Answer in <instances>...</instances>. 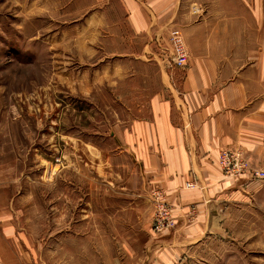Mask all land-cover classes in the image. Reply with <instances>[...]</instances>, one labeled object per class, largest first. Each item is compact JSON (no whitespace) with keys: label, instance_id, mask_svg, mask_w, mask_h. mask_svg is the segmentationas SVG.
I'll return each instance as SVG.
<instances>
[{"label":"rangeland","instance_id":"rangeland-1","mask_svg":"<svg viewBox=\"0 0 264 264\" xmlns=\"http://www.w3.org/2000/svg\"><path fill=\"white\" fill-rule=\"evenodd\" d=\"M206 1L178 0L179 18L211 13ZM166 32L158 66L182 71L188 38ZM131 35L119 0H0V264H264V166L241 148L218 152L223 178L248 184L216 215L179 221L160 190L173 225L155 229L159 189L125 132L172 77L128 53ZM171 36L184 66L170 65Z\"/></svg>","mask_w":264,"mask_h":264},{"label":"crops","instance_id":"crops-1","mask_svg":"<svg viewBox=\"0 0 264 264\" xmlns=\"http://www.w3.org/2000/svg\"><path fill=\"white\" fill-rule=\"evenodd\" d=\"M119 1L132 38L141 41L128 53L152 65L160 77H172L149 99V121L126 130V148L179 221L193 211L199 220L207 211L216 215L233 187L248 184L230 185L223 178L216 163L219 150L241 148L253 166H264L262 1L214 0L211 13L208 8L189 21L179 18L178 0ZM167 27L180 28L188 38L189 63L182 71L168 73L156 61L168 45Z\"/></svg>","mask_w":264,"mask_h":264},{"label":"built area","instance_id":"built-area-1","mask_svg":"<svg viewBox=\"0 0 264 264\" xmlns=\"http://www.w3.org/2000/svg\"><path fill=\"white\" fill-rule=\"evenodd\" d=\"M171 46H172V51H171V59H170V65L172 67H181L186 64V54L182 46H179L178 41L174 40V37L171 36ZM220 164H222V168L227 169L228 168V155L226 153L223 154L222 159ZM241 170H237L236 172L239 173V175H242V171L247 170L248 166L247 164L243 163L240 166ZM254 175L260 176L262 175V172H254ZM262 177V176H260ZM264 177V173H263ZM193 184H186V188H193ZM153 196H154V202L157 203V215H158V225L155 227L157 231H161L162 229H166V227L169 226L172 227L173 225V219L171 218L170 214V207L169 205L165 202L163 193L160 190H154L153 191ZM162 199V202L159 200L157 202L156 200ZM160 219V220H159ZM164 220H166L167 223H162Z\"/></svg>","mask_w":264,"mask_h":264}]
</instances>
